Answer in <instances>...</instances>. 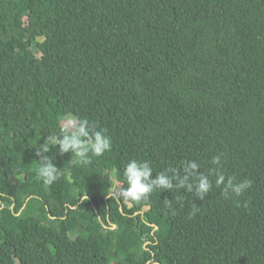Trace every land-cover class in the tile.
<instances>
[{
    "label": "trees",
    "instance_id": "1",
    "mask_svg": "<svg viewBox=\"0 0 264 264\" xmlns=\"http://www.w3.org/2000/svg\"><path fill=\"white\" fill-rule=\"evenodd\" d=\"M67 112L112 149L73 165L49 144L46 186L35 147ZM221 153L239 197L214 176L203 201L119 195L131 159L155 178ZM0 264H264V0H0Z\"/></svg>",
    "mask_w": 264,
    "mask_h": 264
},
{
    "label": "clouds",
    "instance_id": "2",
    "mask_svg": "<svg viewBox=\"0 0 264 264\" xmlns=\"http://www.w3.org/2000/svg\"><path fill=\"white\" fill-rule=\"evenodd\" d=\"M49 144L58 146L59 154H71L70 163L73 165H88L94 157H102L112 149V138L108 135L107 129L100 128L86 117L67 112L63 116V127L61 135L48 136L42 146L35 147V155L40 159L37 162L36 176L46 186L56 183L65 172L58 168L51 156L47 155L51 148ZM223 154H217L212 157V168L205 174L200 171L201 165L195 160L181 161L180 168L169 167L164 171L155 172L153 177V167L150 161L131 159L123 166V177L126 187L119 189V195L129 202L146 201L153 192L173 190L178 193L181 189L185 194H191L193 197L204 200L213 188L214 184L221 189V194L225 199L233 196L243 195L251 186L252 181L248 179L237 182L235 176H226L222 171ZM177 201L185 202L184 196H177ZM163 208L175 215L177 209L173 206V200H165ZM199 211V207L193 204L190 218L194 217Z\"/></svg>",
    "mask_w": 264,
    "mask_h": 264
},
{
    "label": "rangeland",
    "instance_id": "3",
    "mask_svg": "<svg viewBox=\"0 0 264 264\" xmlns=\"http://www.w3.org/2000/svg\"><path fill=\"white\" fill-rule=\"evenodd\" d=\"M1 211H3L2 213H3L4 215H6L8 219H12V218H13V217H12V213H11V211H10L9 209H7V208H3V209H1ZM4 217H5V216H4Z\"/></svg>",
    "mask_w": 264,
    "mask_h": 264
}]
</instances>
